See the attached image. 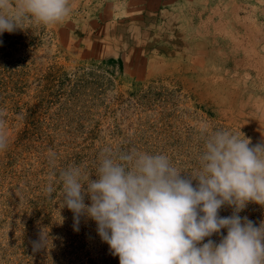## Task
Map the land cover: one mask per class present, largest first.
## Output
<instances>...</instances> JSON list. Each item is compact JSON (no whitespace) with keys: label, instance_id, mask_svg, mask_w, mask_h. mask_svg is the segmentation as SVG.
Instances as JSON below:
<instances>
[{"label":"rangeland","instance_id":"1","mask_svg":"<svg viewBox=\"0 0 264 264\" xmlns=\"http://www.w3.org/2000/svg\"><path fill=\"white\" fill-rule=\"evenodd\" d=\"M70 5L57 24L26 20L0 35V264H119L95 221L74 230L58 184L44 192L71 165L95 180L105 147L165 154L194 172L205 130L264 141V0ZM238 215L259 226L264 206ZM41 232L47 244L34 253Z\"/></svg>","mask_w":264,"mask_h":264},{"label":"clouds","instance_id":"2","mask_svg":"<svg viewBox=\"0 0 264 264\" xmlns=\"http://www.w3.org/2000/svg\"><path fill=\"white\" fill-rule=\"evenodd\" d=\"M71 11L70 0H0V35L23 29L26 20L57 24ZM250 143L241 132L205 130L194 172L179 170L165 154L109 146L100 153L95 180L71 165L58 180L50 178L44 192L51 197L58 184L60 208L73 213L74 230L82 217L95 221L119 264H264V221L254 226L238 215L249 202L264 206V141ZM7 146L0 132V151ZM225 205L233 207L231 216L219 215ZM214 233L222 236L219 243H201ZM46 244L41 232L33 252Z\"/></svg>","mask_w":264,"mask_h":264}]
</instances>
